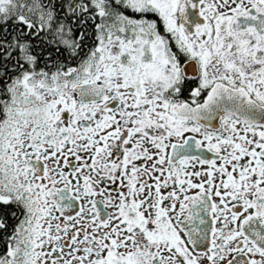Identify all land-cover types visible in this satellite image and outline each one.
Wrapping results in <instances>:
<instances>
[{"label":"snow or ice","instance_id":"obj_1","mask_svg":"<svg viewBox=\"0 0 264 264\" xmlns=\"http://www.w3.org/2000/svg\"><path fill=\"white\" fill-rule=\"evenodd\" d=\"M0 264H264V0H0Z\"/></svg>","mask_w":264,"mask_h":264}]
</instances>
